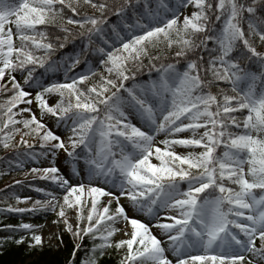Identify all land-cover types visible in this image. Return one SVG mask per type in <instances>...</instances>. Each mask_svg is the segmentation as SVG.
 <instances>
[{
    "label": "snow or ice",
    "instance_id": "1",
    "mask_svg": "<svg viewBox=\"0 0 264 264\" xmlns=\"http://www.w3.org/2000/svg\"><path fill=\"white\" fill-rule=\"evenodd\" d=\"M82 5L99 15L81 13ZM190 6L195 10L184 14ZM110 12L120 24H109ZM53 27L63 36L51 38ZM70 37L73 44L77 37L82 43L59 63L65 82L42 83L46 73L57 70L58 62L51 59L57 45L65 48ZM94 37L100 41L95 47ZM253 38L264 43V0H113L111 5L108 0H0V93H11L0 103V144L19 149L13 141L22 125L25 151L14 153L16 166L50 157V167H33L31 173L64 193L62 204L48 191V201L0 211L59 206L58 216L74 238L101 241L93 243L81 264H99L113 247L126 249L119 264H173L152 227L167 236L175 264H264V52L257 51ZM161 44L178 49L175 62L151 55L150 48ZM82 56L86 70L69 76ZM145 59L150 78L137 82ZM38 68L44 69L40 76ZM153 70L156 79H151ZM93 77L98 80L89 85ZM220 82L233 94L224 88L213 94L211 87ZM26 88L39 90L33 96ZM52 94L59 100L50 106L45 97ZM34 102L41 119L32 112ZM24 113L29 118L16 119ZM45 115L68 133L66 140L42 122ZM183 133L190 135L176 138ZM161 134L163 147L157 146ZM26 136L38 138L39 153ZM177 146L191 150L178 154ZM61 150L71 164L67 176L56 166ZM85 193L91 203L87 216ZM102 197L107 204L101 205ZM16 199L27 203L30 198ZM122 199L155 223L129 216ZM66 208L76 209L75 229ZM161 212L176 214L161 217ZM20 229L33 226L8 224L0 230ZM117 232L129 238L113 242ZM32 240L42 244L39 235ZM80 248L77 243L73 258Z\"/></svg>",
    "mask_w": 264,
    "mask_h": 264
},
{
    "label": "rangeland",
    "instance_id": "2",
    "mask_svg": "<svg viewBox=\"0 0 264 264\" xmlns=\"http://www.w3.org/2000/svg\"><path fill=\"white\" fill-rule=\"evenodd\" d=\"M193 10L191 6L187 10H183L184 14H190ZM182 20V17H181ZM123 34V33H121ZM18 44V40H17ZM167 48L165 45L161 44L157 48L153 49L150 48V51L152 52H164ZM87 68V65L84 67L83 71H85ZM82 71V72H83ZM103 71V69H101ZM51 73H54L55 71H49ZM81 72H76L74 75H78ZM150 78V77H149ZM148 78V79H149ZM17 79H20L19 75H17ZM147 79V80H148ZM151 79H156V73L151 76ZM146 80V81H147ZM22 82V81H21ZM144 82V81H143ZM95 83V82H93ZM92 82L89 84H93ZM230 85L225 84L223 82H220L217 86V92L218 88H224L226 91H228V94L232 95L230 91ZM26 90L33 93V96L35 95V92L39 89L36 88H26ZM49 103V105H55L57 101L59 100L58 94H52L45 97ZM19 107H25V105H20ZM14 111L18 112V108L14 109ZM32 112L36 114L38 119H41L39 109L37 108L35 102L32 105ZM28 113H24L23 115H17L16 119H24L29 118ZM246 115V113H245ZM42 122L45 123L49 128H51L53 131H55L58 135H61L63 139L66 140V137L68 133L64 132L62 128L55 127V118L51 115H45L42 118ZM133 123H136L137 126H139L138 119H133ZM0 126H2V121H0ZM21 129V132L15 135V139L13 141V144L20 145L19 148H22L24 145L20 143L21 141V135L24 131H27L26 129H23L22 125H17ZM10 130V129H9ZM190 133H183L180 134L179 137L176 138H184L189 136ZM2 136V134H1ZM24 139L28 140L29 143H32L34 145V151L39 153L41 151L40 144L38 138H34L33 136H26ZM165 139V136L163 134L159 135L157 137V146L163 147L159 144L160 140ZM191 149H186L181 146H177L175 148V151L178 154H186ZM201 149H195V151H200ZM223 150V149H221ZM23 158V157H21ZM50 157H38V162H33L31 160H26L24 166L17 167L16 163H12V167L9 168V164L6 165L3 168H0V209L7 208L8 206L12 207H20V208H31L33 204L36 201L45 202L51 199V197L47 196L45 192L51 191L54 192L56 197L58 198L60 204L63 203V191L56 189L52 182L49 180H43L40 179L38 175H34L31 173V169L33 167L37 168H45L50 167ZM153 163H158V161L155 160V158H152ZM56 166L60 169L61 173L64 175H69L71 170V164L66 163V153H64L62 150L57 154L56 158ZM78 168H82V162H80L77 165ZM27 173V174H26ZM29 180H34V182H30ZM16 181H21V184H16ZM186 187L185 185H182V188ZM36 189H44V192L36 191ZM17 197L20 198L21 201H23L25 198L28 199L27 203H17ZM83 199L87 200V207H85L84 212L87 211L88 208H90V198L87 197V194L85 193V196ZM108 198L102 197L101 198V205L107 204ZM121 204H124L126 209L128 210L129 216H136V218L141 219L145 223L154 224L155 221H149L147 217H145L143 214L140 213H134L131 208L128 207L127 201L122 199ZM60 211L59 206L53 210L51 207L47 209H38L35 212L26 211L24 213H10V212H3L0 211V214H3L4 216L8 217L10 220L7 221L5 225L11 224L13 226H17L21 223H28L33 226L32 230H23L20 229L19 231L29 233L31 236L33 234L39 235L42 237V244L41 246H52L55 247L57 245L58 237H59V224H61V227H63L66 230V226L64 223V219L58 216V212ZM66 211V218L69 223L73 224V227L75 229V226L77 223H80L77 219L76 209H65ZM174 212H161V217H167L171 215H175ZM162 222H171L170 220H162ZM4 225L0 227V229H3ZM117 227H123V225H117ZM152 233L161 241L162 246L166 250V255L169 259L173 260V263L175 262V257L172 255V251L169 249L168 246V238L167 236L158 228L152 227L151 228ZM130 232V228H129ZM7 233H12V231H3L0 230V236H4ZM115 238L117 240L120 239H127L128 236H125L123 232H117L115 235ZM259 246V241L257 240V247ZM125 250H121V257L125 254ZM197 254V253H194ZM85 260V258L83 259ZM82 260V261H83ZM68 264H73L72 261H70Z\"/></svg>",
    "mask_w": 264,
    "mask_h": 264
},
{
    "label": "trees",
    "instance_id": "3",
    "mask_svg": "<svg viewBox=\"0 0 264 264\" xmlns=\"http://www.w3.org/2000/svg\"><path fill=\"white\" fill-rule=\"evenodd\" d=\"M94 2H103V0H94ZM117 2L122 3V0H117ZM108 3L111 5L113 3V0H108ZM81 13H88L89 15L95 14L99 15L98 12H96L95 9H92L90 6L82 5V7L79 9ZM67 15H71L70 12L66 13ZM214 19V17H213ZM108 20L109 24H120L121 19L117 17L116 15L111 14V12L108 14ZM219 23L217 22V26H219ZM72 27V26H69ZM245 28H247V25H244ZM50 33V37L54 39L56 35L63 36V33L59 32L58 28H50L48 29ZM80 29L73 28L74 33H78ZM71 37L69 38V43L66 44L65 48L59 49V46L57 45V51L52 55L51 59L54 61H57V70L54 73L48 72L43 76L42 83L48 84L53 81L63 83L65 82V73L64 69L59 66V63L62 61L63 57L72 54L74 50H78L81 46V40L79 37L76 39V43L73 44L71 42ZM252 43L257 48V51L264 52V43L260 42L258 38H253ZM100 44V41L98 38H93V47ZM178 49L173 47L171 50L166 49L164 52H152L150 51L151 55H161L162 61L164 63L169 62H175L174 54ZM43 54V53H38ZM199 54V51L197 52V55ZM207 54L205 53V56ZM164 57H167V59H163ZM87 58L95 62L93 57L89 54ZM192 58H195L193 56ZM85 59L84 56L81 57V64L78 65L75 69L72 70L68 75L72 76L76 72H82L84 67L86 66L83 63V60ZM160 62H157V66H159ZM244 62L242 61V64ZM149 61L148 59L144 60V67L141 69L140 73L137 77V82H143L146 81L149 78V68H148ZM97 71H101V69H96ZM252 71H257L258 69L256 67H252ZM41 73H44V69L38 68L35 75L40 76ZM155 74V71L153 70L152 76ZM207 78H211L210 76ZM98 80V77H93L88 81V84L91 82H96ZM70 82V81H69ZM22 83V82H21ZM130 86V82H129ZM217 86L213 85L211 87V91L213 94L217 93ZM10 87V85H9ZM8 95H11V93L4 94L0 93V103H3L7 98ZM1 136V134H0ZM24 152L25 146L22 148L16 149V148H9L5 150L2 147V144H0V168L5 167L10 162L16 163L14 161V153L15 152ZM218 151H222L221 149ZM30 182H34V180H29ZM111 208L114 210L115 204L111 206ZM84 215L86 216V212H84ZM10 219L3 214H0V227L5 225L7 221ZM87 221H84V224H86ZM83 226V224L81 225ZM26 237L25 241L23 243L17 244L15 243V240L20 239V237ZM4 237H12L13 239L8 240L7 242H4L2 238ZM118 241L115 236L113 237V242ZM77 243H80L81 248L79 251L76 252L75 258H73V250L75 249V245ZM93 243L99 244L101 241L99 239L93 241L90 236H84L83 240H78L73 237L72 233L65 230L63 227H61V224H59V237L57 241V245L55 247L52 246H35L34 241L32 240V236L29 233L21 232L19 230L7 233L4 236H0V264H68L70 261H74V264H81V261L85 258H87L88 250H90L93 247ZM30 245H33L30 247ZM259 247V246H258ZM99 256V253L96 254ZM121 250L117 251L114 247L109 248L106 250L105 255L102 257H99V264H119L121 260ZM175 264V262L173 263ZM256 264H259V262H256Z\"/></svg>",
    "mask_w": 264,
    "mask_h": 264
}]
</instances>
